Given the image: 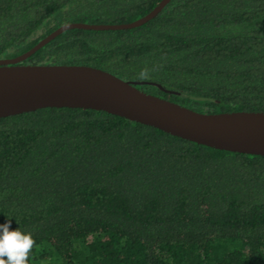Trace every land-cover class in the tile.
<instances>
[{
	"label": "trees",
	"instance_id": "1",
	"mask_svg": "<svg viewBox=\"0 0 264 264\" xmlns=\"http://www.w3.org/2000/svg\"><path fill=\"white\" fill-rule=\"evenodd\" d=\"M161 0H0V59ZM23 65L87 66L199 113L264 112V0H171L67 30ZM28 264H264V156L80 108L0 118V224ZM5 259H7L5 257Z\"/></svg>",
	"mask_w": 264,
	"mask_h": 264
},
{
	"label": "water",
	"instance_id": "2",
	"mask_svg": "<svg viewBox=\"0 0 264 264\" xmlns=\"http://www.w3.org/2000/svg\"><path fill=\"white\" fill-rule=\"evenodd\" d=\"M171 0H161L147 15L119 25L70 23L12 59H0V118L45 108L104 111L217 150L264 156V112L199 113L137 89L133 83L87 66L22 63L71 29L128 30L154 17Z\"/></svg>",
	"mask_w": 264,
	"mask_h": 264
},
{
	"label": "clouds",
	"instance_id": "3",
	"mask_svg": "<svg viewBox=\"0 0 264 264\" xmlns=\"http://www.w3.org/2000/svg\"><path fill=\"white\" fill-rule=\"evenodd\" d=\"M34 244L32 233L11 230L10 220L0 224V264H28Z\"/></svg>",
	"mask_w": 264,
	"mask_h": 264
}]
</instances>
